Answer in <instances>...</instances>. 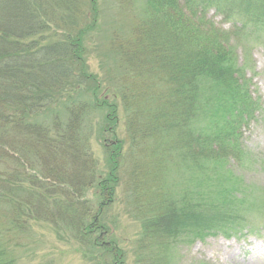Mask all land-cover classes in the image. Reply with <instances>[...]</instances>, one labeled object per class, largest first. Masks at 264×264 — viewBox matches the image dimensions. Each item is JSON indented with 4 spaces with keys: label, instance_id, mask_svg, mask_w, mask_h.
<instances>
[{
    "label": "trees",
    "instance_id": "trees-1",
    "mask_svg": "<svg viewBox=\"0 0 264 264\" xmlns=\"http://www.w3.org/2000/svg\"><path fill=\"white\" fill-rule=\"evenodd\" d=\"M128 1L137 19L112 44L123 84L108 90L85 58L99 0H0V264H22L34 223L89 261L124 264L104 214L126 175L134 197L148 195L137 264H174L180 241L254 232L239 224L254 187L229 160L241 157L243 127L260 109L235 42L264 38V0ZM210 10L231 29L216 27ZM92 136L103 148L102 168ZM157 137L161 158L138 165ZM172 154L189 174L180 196L162 189L161 162Z\"/></svg>",
    "mask_w": 264,
    "mask_h": 264
},
{
    "label": "rangeland",
    "instance_id": "rangeland-1",
    "mask_svg": "<svg viewBox=\"0 0 264 264\" xmlns=\"http://www.w3.org/2000/svg\"><path fill=\"white\" fill-rule=\"evenodd\" d=\"M99 11L98 27L85 40L87 70L102 80L103 87L115 90L117 85L123 84L124 77L120 59L113 52L112 44L113 41L119 43L127 37L138 12L128 0H99ZM207 17L216 27L231 29V23L223 21L214 10H210ZM235 43L238 63L250 80L251 94L259 100L260 109L243 127L241 157L237 160L230 159L229 167L238 179H243L248 186L254 187V201L250 200L249 209L245 215H240L239 224L255 229L253 233L240 239L218 235L180 241L176 247L174 264H264V38L241 37ZM118 107L120 137L127 147L129 142L124 126L125 105L119 100ZM162 141L163 138L157 137L150 151L143 149V154L140 155L142 162L138 165L149 168L148 162L158 161L163 153ZM90 143L94 157L102 168L105 159L100 141L92 136ZM173 155L172 158H167V163L161 162L163 168H168L164 172L165 184L162 189L180 196L191 185L189 174L182 167L175 168ZM131 157L130 155L124 169H129ZM139 175L138 178H142L144 173ZM143 193L145 195H141L139 199L134 197L131 181L127 175L124 176L118 187L116 202L104 214L110 235L122 249L124 264H137L136 240L139 238L144 217L142 212L146 210L148 199L146 192ZM31 226V232L22 240V264H96L87 260L81 251L78 252L76 246L56 235L47 224L34 223Z\"/></svg>",
    "mask_w": 264,
    "mask_h": 264
}]
</instances>
